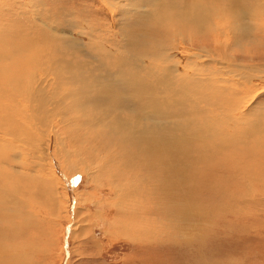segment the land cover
Wrapping results in <instances>:
<instances>
[{
    "label": "bare ground",
    "instance_id": "6f19581e",
    "mask_svg": "<svg viewBox=\"0 0 264 264\" xmlns=\"http://www.w3.org/2000/svg\"><path fill=\"white\" fill-rule=\"evenodd\" d=\"M102 1L112 13L117 10L121 21H131L129 28L125 21L120 26L121 46L126 48V55L112 59L116 71L103 65L99 52L98 59L93 55L89 50L93 43L84 48L79 44L80 38L75 40L76 35L74 39L64 35L42 39L45 33L39 31L41 36L37 31L40 39L18 26L17 33L24 37L10 41L17 53L10 54L0 45V263H18L20 256L33 251L18 242L22 229L29 231L36 221L26 210L27 201L56 205L61 211L57 198V186L61 184L69 207L71 198L66 182L72 174L67 173L66 162L72 163L73 152L76 156L84 155L81 158L90 167L96 161L103 170L108 167L110 183L119 200L125 197L133 204L140 195L145 198L141 205L156 213H162L161 207L169 201L177 220L175 233L183 234L184 239V230L191 237L199 227L192 195L196 191L192 186L198 191H209L216 202L223 196L233 203V212L239 214L240 209L254 210L262 202V198L254 196L257 192L264 194V166L250 162L258 159L264 149V127L258 122L262 116L252 115L247 119V128L226 130L229 124L219 112L236 110L243 90L249 97L257 89H264V66L238 61L240 53L246 56L252 50L257 39L254 30L264 32V0ZM171 18L176 22V33L173 31V39L163 45V52L155 46L159 49L154 53L149 48L154 40L149 38L153 36L152 30L162 28ZM202 31L213 34V38L209 37L213 46L207 47V40H201L203 50L187 49L186 43L193 45L195 33ZM145 47L151 58L155 54L160 58L163 72L157 68V61L151 63L148 57L142 58ZM92 48L99 50L96 43ZM242 48L246 50L241 51ZM175 49L178 51L172 52ZM183 51L197 60L188 63ZM254 52L258 51L252 52V58L256 56ZM150 77L153 81L148 80ZM246 98L243 97L244 102ZM232 116L229 117L233 126H242L243 116L239 112ZM248 146L253 149L240 150L235 178L233 169L221 182L201 179L210 166L228 170L221 160L228 156L226 151L231 147ZM92 150L104 153L92 155ZM244 159L248 161L243 162ZM57 161L61 162L60 167ZM229 163L232 166L231 159ZM239 186L240 193L236 189ZM15 188H20V192L12 193ZM233 190L237 192L234 196ZM144 217L141 216L142 220ZM159 230L133 233L142 242H160L164 230Z\"/></svg>",
    "mask_w": 264,
    "mask_h": 264
},
{
    "label": "rangeland",
    "instance_id": "374dc122",
    "mask_svg": "<svg viewBox=\"0 0 264 264\" xmlns=\"http://www.w3.org/2000/svg\"><path fill=\"white\" fill-rule=\"evenodd\" d=\"M0 9V18L2 17L0 19V25H2L0 26V31H3L1 34L3 38L5 37V41H1L0 45H3L4 50L7 49L10 54L17 53L14 51L15 45L10 41L15 37L17 39L24 37L23 33H17L18 30L20 31L18 26H23V28L25 27L26 34H36L40 39L44 32L45 37L42 36V39H47L46 37H52L54 35H64L63 37L68 36L67 38L72 36L71 38L74 39L76 35L77 39L75 40L77 41L80 38L79 44L84 45V48H87V45L93 43L91 48L89 47V50L91 49V52L95 56L96 54L98 56L99 52V59L111 71H116V67L112 65L113 61L126 55V48L121 46L123 42H121L122 38L119 30L120 26H122L121 23L125 21V24L127 23L129 28L131 21L127 22L128 20L125 19L121 21L117 10L115 13H112L102 0H3L0 1ZM169 23L170 27L168 26ZM169 23L167 20V22L160 26L162 28H154L155 31L152 30L153 36L149 38L152 37L154 40L150 41L149 48L154 53L159 49L155 46L160 47V52H163V49H165L163 45H167L169 40L173 39L171 35L176 33L174 31L176 29V22L171 18L169 19ZM37 31H42V34L39 32L41 36ZM202 32L195 33L196 41L193 45H189V41L186 43L187 49L195 52L203 50L205 47H203L201 40H207V47L213 46L212 39L209 38L210 36L213 38V34ZM253 33L254 35L257 34V39L251 48L252 50L248 53L249 55L245 54L246 56L240 53L238 61L249 66L258 65L261 67V64L264 66V32L255 29ZM36 35L35 39L38 40L39 38ZM88 39L91 40L89 44ZM94 43L98 46V51L93 50ZM103 47L105 49H114V53H111V49V51L105 50ZM146 48H143L141 52L142 58L145 56L148 57L147 60L151 63L157 61L159 63V67L157 68H160V71L163 72L160 58L157 54L151 58L147 54V52L150 53V50H146ZM181 49L184 50L183 48ZM246 49L242 48L241 51ZM101 50L103 51L100 52ZM176 51L178 49L172 50V52ZM253 51L259 52H254V55H256L254 58H252ZM107 52L108 54L106 56ZM103 53L110 60L104 57L106 59L105 61L102 57ZM186 53L183 51L182 55H184L188 63L197 60L196 57H188ZM128 55L129 52H127V57H129ZM97 56L96 58L98 59ZM3 59L11 62L7 58ZM202 60L199 59V62L203 63ZM108 62H110L109 65ZM206 63H210V61ZM148 80L153 81V78L150 77ZM243 92L245 93L246 91L243 90L240 92L242 94L240 97L242 98L236 110L233 111L228 108V111L224 110L225 113L223 111L219 112V115L222 118L224 117L229 124L226 130H229L231 127L230 130L234 129V127L237 130H241L244 127L247 128L249 126L248 120L252 118V115L258 116V118L262 116V120L259 118L258 122L264 127V89H257L255 93H252L253 96L250 94L249 97L248 95H244ZM244 96H247L245 102L243 100ZM237 112L243 116L242 126L239 124L238 126H233V122L229 117L230 114L234 116ZM210 123L211 125L214 124L212 121ZM217 124L221 127V123ZM224 124H222L223 127ZM81 133L83 134V132ZM62 136H65V134H62ZM74 148L70 146L69 149L74 150ZM246 148L253 149L250 146L241 147V149L231 147L226 151L228 156L221 160V163L228 170H217L215 166L209 165L210 167L204 172L205 175L201 179L208 180L211 183H216V180L221 182L220 180L226 179L225 177L233 169L235 178V175L238 174L237 162H240V150ZM92 151L94 152L92 155L96 153L102 155L104 153L100 150ZM261 151L260 155L257 156L258 159L251 160L250 162H260L264 166V158H261L264 157V149H261ZM82 156L84 155L76 156L73 152L72 163L66 162V171L68 174H72L70 177L67 175L69 178H67L68 181L66 182L67 186H69L68 196L71 198V204L69 203L68 208L66 192L61 184L57 186V198H59L58 207L61 208V211L57 210L56 205H52L53 207H51L50 204H40L37 201H27L25 199L27 201L26 210L34 215L32 217L36 221L35 225L29 231L22 229L24 231L23 236L18 239V242L23 247H26L27 250L30 247L33 251L31 250L32 254L20 256L18 263L14 264H264V194L257 192L258 194L254 196L257 199L262 198V202L258 205L257 209L254 208L253 210L252 207H245L242 210L240 209L239 214V211L233 212L232 208H230L233 203L227 201L223 196H220V202H216L211 198V194L208 193L209 191H198L195 186H192L196 191L192 195L196 205L195 217H199L197 218V225L199 227L191 237H189V231L184 230L186 233L188 232L187 234L184 232V239L183 234L175 233L177 220L173 217V206H171L172 204L169 201H165L166 205L164 204L161 207L160 211L162 214L156 213L155 210H147L146 207H143L141 202L145 198L140 197V195H137L138 202L133 201V204L132 200L131 202L125 200V197L119 200L120 198L117 197L116 191L111 185L112 183H110L111 177L108 167L106 166V171L103 170L99 166L100 162L97 161L93 162L90 167L81 158ZM243 157H246V155ZM229 159H231L232 166L229 163ZM26 161L28 162V160ZM246 161L248 160H243V162ZM56 163L58 167L61 166V162L57 161ZM55 166L57 171V165ZM31 173L33 172L31 171ZM146 176L148 177V174ZM64 179L67 180L66 178ZM236 189L240 193L242 188L239 186ZM11 191L12 193H17L20 192V188H15ZM236 193L233 190L232 196L236 195ZM130 196L133 197L134 194ZM72 197H74V200ZM77 197L79 201H77ZM142 215L145 216L143 220L141 218ZM158 215L162 219L158 218ZM156 228L158 230L160 228L164 230V232L159 230L162 233L157 231V233H161L163 236L160 242L150 240L142 242L133 233L134 231L135 233H139L141 230L143 233H148V231L151 232L153 230L152 233H154ZM0 232L2 234V229H0ZM170 234L173 235V238ZM19 259L21 262H19Z\"/></svg>",
    "mask_w": 264,
    "mask_h": 264
}]
</instances>
